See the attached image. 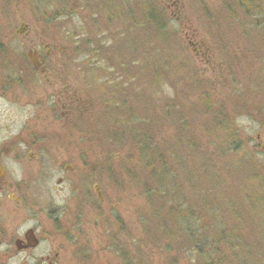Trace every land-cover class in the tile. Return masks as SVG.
Listing matches in <instances>:
<instances>
[{
    "label": "rangeland",
    "instance_id": "374dc122",
    "mask_svg": "<svg viewBox=\"0 0 264 264\" xmlns=\"http://www.w3.org/2000/svg\"><path fill=\"white\" fill-rule=\"evenodd\" d=\"M64 1L65 6L62 4L64 10L60 9L61 4L58 0H53L47 4H45L44 0L36 1L35 10L37 15L35 24L37 32L46 37L48 41L51 39L55 42L58 50H60L62 43L70 45V51H63V58L58 64L59 67L61 65L60 76L63 74L64 78H61L59 82H68L72 94L74 92L72 90H75L76 95L74 94V97L78 109L85 104L83 108H86V110L81 112L83 108L77 109L78 112H75L76 120L73 122L70 118H66L64 114H60V120L56 123L57 125L52 124L53 132L60 135L59 137H53L56 142L54 153L51 157L54 162V177L47 184L36 183L34 192L38 196L37 200L41 206L49 203L48 205L52 204L54 207L56 212L55 226L61 228L62 231L60 232L63 233L68 228L74 227L72 233L75 235L73 236L74 240L71 242H64L58 238L56 242L42 243L34 253H42L53 257L56 251H60L59 260L52 264H125L119 262L116 250H111L110 239L115 238L118 242H124L119 244L120 249L125 246L128 253L134 256L135 261L138 260L139 264H170V262H175V264H201L202 257L195 263L186 258L187 253L183 257V252H181L180 257L183 258L179 259V257L175 260L170 256L174 255V252L171 251L168 255L165 250L160 255L158 250L153 248L155 243L151 242L153 241L151 236L156 233L162 235L166 231L158 228V232H156L153 229L154 219L151 218H153L155 210L152 208V204L149 203L148 198L145 197L141 183L137 178L140 177L142 172H137V177H135L134 173L126 170L132 158L134 161L138 159L137 153L131 155V150L128 148L127 156L120 157L116 161L102 154L100 150L96 152L92 150V152L88 153V147H86L88 143L93 145L99 142L97 136H94L95 132H93L97 126L94 124L98 116L95 114L97 105L95 104V93L92 92V87L96 86L97 82L103 81V69L107 71L106 80L110 79L109 74L114 72L111 70H113L112 67L116 65L118 60L117 56L112 53L113 43L116 42L113 35H119L116 27L119 24V17L125 18L123 11L130 12L131 8L125 9L126 6H122V0H116L117 7H119V16L115 19L116 13L111 16L106 10L103 11L101 9L98 11L95 8L97 0ZM113 1L111 0L110 3H113ZM150 1L153 2L152 5L156 4L158 7L162 5L166 9L172 26L171 30L180 38V43L184 46L185 54L183 60L186 61V64L181 68L186 71H181V74L194 70L192 73V76H194L197 71L198 76H200L198 80L200 81L201 77H205L208 85L203 83V86H206L209 90L214 89V96L218 99L225 92L231 93V89H227L224 85L227 78L232 79L235 77L240 82L242 79L244 86L249 88L248 91L254 92L250 96L249 92L244 90L243 93L247 92L246 98L244 100L243 98H237L239 102L236 100L235 105L233 103L230 104L231 109L229 112L233 122L241 129L240 133L245 141V149L240 152V158L246 161L244 162L245 164L241 163L237 168L247 170L248 167H251V175H255L256 172L258 174L260 171L264 174V119H259L262 117H257L256 114L255 116L248 115L249 111H257L255 108L259 109L261 107L264 110V98L259 96L258 92L253 89L243 72L236 70L231 75L229 74V68L220 66V62L218 63L223 57V51L229 53L231 57L235 50L244 49L248 46L247 41H249L251 32L253 31V34L255 32L259 33L258 28L255 29V26L248 22V18L244 20V12L235 14L237 10L226 11L222 0H147V2ZM131 3L133 8L135 5L139 8V0H136L135 3L131 1ZM112 10H115V8ZM46 11H48L47 15H45ZM52 12H57V14H53V21L51 22L48 18L51 17ZM208 14L213 16L212 19H215L216 23L211 22V18L208 19ZM111 20H113V23ZM216 25H220L221 33L216 29ZM77 38L87 43L88 48L85 49L93 48L97 52L100 46L108 50L107 55L105 57H92L90 59L91 62L86 63L85 57L87 55L84 52L75 55L74 46ZM92 38L97 41L91 40ZM220 42H223L224 45L220 44ZM132 43L135 45L136 41ZM132 43L130 42V44ZM168 44L173 46L171 42ZM76 45L80 47L78 42ZM57 52L59 57L62 56V52ZM124 52L126 57L129 58L130 52L128 49L127 52L124 49ZM135 52L136 49H134ZM82 63L85 64L82 65ZM246 63L248 65L249 62L246 61ZM248 66L250 67V65ZM95 77H97V82L94 80ZM190 81L192 85L189 87V91L195 88L196 80L191 79ZM109 82V84L112 83L111 81ZM241 84L243 85V83L238 85ZM163 90L173 94V90L167 85L164 86ZM243 93L238 92L240 95H243ZM225 96L229 95L226 93ZM156 99L153 100L154 103H151L150 107L141 108V112L145 118L151 116V118L157 119V121L161 120L163 123L160 125L163 137H158L159 144L161 143L162 146L178 144V140L181 138L185 139L186 135L182 130L171 132L167 123L162 121L167 119L170 122L171 120L162 108L156 107L158 103H162L156 101ZM187 108L188 106L186 105V108H179L178 111L182 116H186L188 120H191V118L195 119L198 124H201L204 120L199 126V131L203 132L206 116L197 115L192 107ZM157 111L159 112L158 114H156ZM244 112L247 114L242 115ZM150 121L152 120L150 119ZM194 131L200 133L198 130ZM210 151L209 147L204 148L199 152L198 158L193 156L191 163L190 158L187 163L190 168L193 163H197L200 167L206 164V171L209 175L202 179L203 185L200 184L201 187L207 184L208 187L214 188L220 176L218 174L216 179L213 176L216 172L222 173L221 179L226 176L231 180L233 179V163L230 160L219 162L213 169L211 167L213 163H209V160L214 156ZM60 163H63V166L71 164L70 168L73 169V173L83 170L82 184L80 181L74 189L73 184L69 185L67 182L59 183L58 178L64 176L65 173V169H60ZM70 168H66L67 171ZM257 168L260 171L254 170ZM92 171L95 173L98 171L96 177L98 180L97 184L100 185L98 189L94 187V184L90 183L89 178L91 177L87 176ZM224 181L228 183V178L224 179ZM180 184L182 185L180 192L185 193L184 176H182ZM236 185L234 180H232L228 188L229 193L223 194L213 190L207 194L209 196L199 189L194 195H189V199L192 203H204V200L207 199L209 203L214 205L213 208L208 207L206 212L198 217L199 221L202 220L203 223L208 224L209 234L213 239L218 238L220 230L231 229L233 234L235 233L238 236V243L240 244L241 235L246 233L244 235L247 239L245 243L249 242L250 247L240 251L241 255L239 258L236 256V252L240 248L232 246L231 243L227 247L224 243L221 246L222 250L214 257L218 264L219 260L222 262L221 264H264V212L261 213L259 219L255 217L259 215V211L250 214L251 210H248V213H245L242 206H240L239 211L236 210L235 212L237 215L239 212L240 216L237 224H234L233 220L236 217L230 214L231 206L226 208L224 205L225 201L234 202V208H237L240 205L239 201L241 202L247 196L236 188ZM198 194H201L202 201H197ZM228 196H232V198H228ZM216 203H220L219 208L215 207ZM184 205H187V202ZM171 207L173 209L177 208L176 202L173 201ZM198 209L199 207L197 206ZM166 211H168V207L165 209ZM162 214L166 217L163 210ZM25 218H29V216H22V219ZM29 220L27 219L26 221ZM33 223V221L28 222L30 225H33ZM46 223V226L41 227V231L50 236L49 233L54 231L55 226L52 220H46ZM146 237H150L148 238L150 241H147ZM167 244L172 245V242L163 243L164 249ZM246 254L250 255V257H246ZM165 258L170 259L166 260ZM223 258L227 259L224 260ZM11 263L15 264V261H11ZM43 264L50 263L45 261Z\"/></svg>",
    "mask_w": 264,
    "mask_h": 264
},
{
    "label": "trees",
    "instance_id": "16d2710c",
    "mask_svg": "<svg viewBox=\"0 0 264 264\" xmlns=\"http://www.w3.org/2000/svg\"><path fill=\"white\" fill-rule=\"evenodd\" d=\"M131 1L136 2V0H122V6L125 5V9L131 8V10L130 12L123 11L125 18L119 17V24L116 26L119 35H113L116 42L113 43L112 53L117 56L118 60L112 67L111 71L114 72L110 73V79L106 80L107 71L103 69V81H99L100 83L97 82V77L94 78L97 85L92 87V92L95 93V104L97 105L95 114L98 119L95 124L93 123L97 125L93 132L99 142L95 143L96 145L86 144L88 153L92 150L95 152L100 150L102 154L116 161L120 157L127 156L128 148L131 150V155L137 153L138 159L134 161L131 157L126 170L134 173L135 177H137V172H142L137 178L141 183L145 197L148 198L156 213H153V218H151L154 219L153 229L156 232H158V228L166 231L162 235L156 233L151 236L153 240L151 242L155 243L153 248L158 250L160 255L165 250L168 255L172 251L174 255L170 256L176 260L183 252V257L187 253L186 258L195 263L202 257L201 264H218V261L214 260L215 255L222 250L221 246L224 243L227 247L231 243L232 246L240 248L236 252V256L239 257L240 251L250 247L249 242L245 243L247 239L244 235L246 233L241 235L240 244L238 236L233 234L231 229L220 230L218 238L213 239L209 234L208 224L203 223L202 220L199 221L198 217L204 214L208 207L213 208L214 205L207 199L204 200V203H192L189 195H194L199 189L206 195L213 190L226 194L229 193L228 188L234 180V183L237 184L236 188L247 196L241 201L242 204L239 201L240 205L237 208H234V202L225 201V207L231 206L230 214L236 217L233 223L237 224L240 215L239 212L238 215L235 212L239 211L240 206L245 213H248V210H251L250 214L259 211V215L255 216L259 219L261 213L264 212V174L259 168L254 169L260 171L255 175L250 174L251 167H248L247 170L237 168L238 165L246 161L240 158V152L245 149V141L240 133L241 129L233 122L229 112L231 109L229 105L232 103L235 105V101H238L237 98L244 100L247 92H243L244 90L248 91L249 88L244 86L242 79L240 82L235 77L227 78L224 85L227 89H231V93L225 92L218 99L214 96V89L209 90L203 86V83L208 85L205 77L198 80L200 76L197 71L194 76H192L194 70L181 74V71H186L181 68L186 64V61L183 60L184 46L180 43V38L171 30L172 26L166 9L162 5L159 7L156 4L152 5L153 2H147V0H139V8L136 5L133 8ZM110 2L111 0H97L95 8L98 11L106 10L111 16L116 13V19L119 16L117 1ZM222 2L226 11L237 10L235 14L244 12V20L248 18V22L252 23L255 29L258 28L259 33L253 34L252 31L249 41H247L248 46L235 50L233 56L230 57L229 53L223 51V57L218 63L220 62V66L229 68L231 75L236 70L243 72L253 89L264 98V0H222ZM113 8L115 10H112ZM209 18L212 19L213 16L208 14ZM111 21L113 23V20ZM115 22L117 21L115 20ZM211 22L216 23L215 19H212ZM216 29L221 33L220 25H216ZM91 40L96 39L92 38ZM134 41H136L135 45L132 43ZM77 42L80 47L76 45ZM169 42L173 43V46H170ZM220 44L224 45L223 42ZM85 48H88L87 43L77 38L74 46L75 55L84 52L87 55L86 63L91 62L92 57H105L108 53V50L100 46L99 49L97 48V52L93 48ZM124 49L126 52L127 49L130 52L129 58L126 57ZM134 49L137 53H134ZM246 61L249 62L250 67ZM84 64L82 63V65ZM191 79L196 82L195 88L189 91V87L192 85ZM109 81L112 83L109 84ZM240 83L243 85H238ZM165 85L173 90V94L163 90ZM239 91L243 95L238 94ZM248 92L250 96L254 93ZM226 93L229 96H225ZM156 97L158 98L156 99ZM154 99L162 102H157L156 107L162 108L167 113V117L171 121L169 122L167 119L162 121L167 123L171 132L182 130L186 135L185 139L178 140V144L164 146L159 144L158 137H163L160 126L163 123L151 116L148 118L143 116L141 108L150 107L151 103H154ZM186 105L187 109L192 107L197 115L206 116L203 132L199 131V126L204 122L203 119L202 123L198 124L195 119L188 120L186 116L179 113L178 109L186 108ZM255 109L257 111H249L248 115L255 116L256 114L257 117H262L259 119L263 120L264 110L261 107ZM84 110L86 108H83L81 112ZM158 113L157 111L156 114ZM244 114L247 113H242V115ZM194 130H198L200 133ZM207 147L211 149L210 152L214 156L209 160V163H213L211 166L213 169L219 162L230 160L233 163V179L231 180L227 176L224 178H228V183L221 179L222 173L216 172L213 175L216 179L217 175H220L216 182L217 185L214 188L208 187L207 184L201 187V184L204 183L202 179L209 175L206 171V164L200 167L197 163H193L190 168L187 162L190 158L191 163L193 156L198 158L199 152ZM182 176L185 177V193L180 192ZM200 195L198 194L197 201L203 200ZM228 198H232V196H228ZM173 201L176 202L177 208H170ZM186 202L187 205H184ZM219 204L216 203L215 207L219 208ZM167 207L168 211L165 212ZM162 210L166 217L162 214ZM148 238L150 237H146V240L150 241ZM110 242L111 250H116L120 263L139 264V261H135L134 256L128 253L125 246L120 249L119 244L124 242H118L115 238H111ZM165 242H172V245L167 244L164 249L163 243ZM258 254L260 253L258 252ZM245 256L250 257L247 254ZM241 258L244 259L242 256ZM146 262L148 261L146 260ZM221 263L219 260V264ZM170 264H175V262H170Z\"/></svg>",
    "mask_w": 264,
    "mask_h": 264
},
{
    "label": "flooded vegetation",
    "instance_id": "af4514ba",
    "mask_svg": "<svg viewBox=\"0 0 264 264\" xmlns=\"http://www.w3.org/2000/svg\"><path fill=\"white\" fill-rule=\"evenodd\" d=\"M36 1L41 0H0V264H52L59 260L60 251L51 257L35 250L58 238L71 242L75 235L74 227L60 232L54 207L41 206L34 192L36 183L44 185L54 177L53 137L60 135L53 132L52 124L60 120V114L73 122L78 109L75 90L72 94L67 81L59 82L63 74L58 64L63 51L71 47L62 43L58 50L55 42L37 32ZM58 1L63 9L65 1ZM53 14L57 12L48 18L51 22ZM71 166L60 163L65 173L58 180L75 189L82 184L83 170L73 173ZM97 175L98 171L87 174L96 189L100 188ZM25 215L29 218L22 219ZM46 220L55 226L50 236L41 231ZM31 221L33 225L28 224Z\"/></svg>",
    "mask_w": 264,
    "mask_h": 264
},
{
    "label": "water",
    "instance_id": "95a60500",
    "mask_svg": "<svg viewBox=\"0 0 264 264\" xmlns=\"http://www.w3.org/2000/svg\"><path fill=\"white\" fill-rule=\"evenodd\" d=\"M99 196H100V194H99ZM28 238L31 239V240H33L32 238L29 237V235H28ZM32 245H34V243Z\"/></svg>",
    "mask_w": 264,
    "mask_h": 264
}]
</instances>
